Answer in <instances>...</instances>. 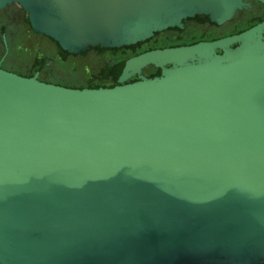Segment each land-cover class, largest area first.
I'll list each match as a JSON object with an SVG mask.
<instances>
[{"label": "water", "instance_id": "obj_1", "mask_svg": "<svg viewBox=\"0 0 264 264\" xmlns=\"http://www.w3.org/2000/svg\"><path fill=\"white\" fill-rule=\"evenodd\" d=\"M24 2L70 53L133 45L195 14L220 24L242 6ZM263 30L145 50L110 86L0 68V264H264Z\"/></svg>", "mask_w": 264, "mask_h": 264}, {"label": "flooded vegetation", "instance_id": "obj_2", "mask_svg": "<svg viewBox=\"0 0 264 264\" xmlns=\"http://www.w3.org/2000/svg\"><path fill=\"white\" fill-rule=\"evenodd\" d=\"M241 2H242V6L240 8H237L229 19L225 20L220 24H214L207 18V16L195 14L191 17H186L182 19L180 21L181 24L180 27L174 26L171 28H166L157 33L163 34V36H165V34H168L167 36L170 37L169 40L171 42L173 41L177 42L170 46L189 45L197 41H210L230 34L238 33L261 22L264 19L263 4L255 0H241ZM3 13L10 17H14V16L17 17L16 19L18 20V23L23 27V29H26L29 32L35 31L36 33H39L38 35L41 36L44 35L42 32L35 30L31 26L28 16L29 12L27 9H25L24 0H0V16ZM10 14L13 16H11ZM1 22L2 21H0V28H1ZM193 32L197 33V37L193 36L192 34ZM5 34H6V29L3 31V33H0V42L1 45L7 50L8 37L5 36ZM262 35L264 36V30L262 32ZM162 47H167V46L146 48L144 50L138 51L137 53H133L132 55H129L127 58L148 49L162 48ZM93 48H86V49H93ZM6 54L7 52L6 53L2 52L0 54V65L2 64L1 61H3ZM149 68L150 66H146L142 68L140 70V74L146 77L152 76L156 70L153 68L154 71L148 72ZM10 72H14V71H10ZM17 74L24 76V74L22 73H17ZM132 79H134V77H131L129 80Z\"/></svg>", "mask_w": 264, "mask_h": 264}, {"label": "rangeland", "instance_id": "obj_3", "mask_svg": "<svg viewBox=\"0 0 264 264\" xmlns=\"http://www.w3.org/2000/svg\"><path fill=\"white\" fill-rule=\"evenodd\" d=\"M1 16L4 18L7 15L3 13ZM16 18L17 17L15 16L11 17V22L8 23L6 29V36L8 37L7 50L1 45L0 42V54L2 52H7L3 61H1L4 66L12 68V71H14L16 74H29L31 64L35 61L36 56L43 55L47 58L44 67L40 70V74L37 72L33 74L37 79L38 77H41L42 79H54L65 82L67 85H69V87H72V85H78L81 87L86 85L87 78L85 75H83V73H87V67H95L97 54L94 51L88 52L87 57L94 56L89 62L86 59L76 60L74 64L77 66V68L75 70L62 68L63 66L71 68L72 60L59 62L55 48L51 46L50 43H48L43 37L32 35L27 30L22 32V26L18 23ZM192 34L194 37H197L196 32H193ZM167 35L168 34H165L164 37L166 41H169L170 37ZM101 56L107 57L109 54L103 52ZM105 71L106 70H104L103 73H106Z\"/></svg>", "mask_w": 264, "mask_h": 264}, {"label": "trees", "instance_id": "obj_4", "mask_svg": "<svg viewBox=\"0 0 264 264\" xmlns=\"http://www.w3.org/2000/svg\"><path fill=\"white\" fill-rule=\"evenodd\" d=\"M0 16V21L1 22V28H0V33H3L5 29H7L8 23L11 22L10 19L11 17L6 16L2 17ZM22 32H24L23 27H21ZM30 34L36 35L39 37H43L47 40L48 43H50L51 46H53L56 50L57 53V58L59 62H66L70 61L71 62V68L69 67H62L68 70H75L77 66H75L74 62L76 60H83L86 59L88 62L92 59L94 56L87 57L89 51H94L97 54V60H96V65L95 67H87V73L83 75L86 76L87 82L86 85H83L82 87H92V86H110L116 83V77H117V71H118V65L127 59L129 55H132L133 53H137L138 51L144 50L146 48H151V47H161V46H170L173 45L174 43L177 42H171L166 41L165 37L163 34L155 33L152 37L142 41V42H137L133 45L129 46H121L118 48H100V47H94L93 49H85L84 51L78 52V53H70L65 50H63L59 44L52 39L49 36H41L38 35L39 33H36L35 31H31ZM6 36V34H5ZM103 52H106L109 54L107 57H102L101 54ZM46 57L43 55L36 56L35 61L31 64V69L29 71V74H25V77H29L33 75L35 72L40 74V70L44 67ZM88 64V63H87ZM0 67L12 71V68L4 66V64H1ZM102 68V69H101ZM101 69V70H100ZM106 70V73H103V71ZM153 67L150 66L148 72H152ZM156 72V71H155ZM154 72V74H155ZM22 76V75H21ZM38 80L44 81V82H49L53 84H58L62 86H69L65 82L54 80V79H42L41 77H38ZM72 87H81L78 85H72Z\"/></svg>", "mask_w": 264, "mask_h": 264}]
</instances>
